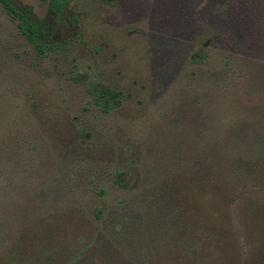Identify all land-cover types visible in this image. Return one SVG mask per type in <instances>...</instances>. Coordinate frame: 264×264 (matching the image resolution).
<instances>
[{"label": "rangeland", "instance_id": "obj_1", "mask_svg": "<svg viewBox=\"0 0 264 264\" xmlns=\"http://www.w3.org/2000/svg\"><path fill=\"white\" fill-rule=\"evenodd\" d=\"M52 1L43 56L0 2V264H264V0Z\"/></svg>", "mask_w": 264, "mask_h": 264}, {"label": "trees", "instance_id": "obj_2", "mask_svg": "<svg viewBox=\"0 0 264 264\" xmlns=\"http://www.w3.org/2000/svg\"><path fill=\"white\" fill-rule=\"evenodd\" d=\"M13 1L14 0H0L5 10L12 13L13 16L17 18L20 32L35 46L36 53L39 56H43L48 46L38 37L39 24L29 15V11L24 9L17 10L14 8ZM62 4L63 2L54 0L51 3V8L54 10Z\"/></svg>", "mask_w": 264, "mask_h": 264}, {"label": "flooded vegetation", "instance_id": "obj_3", "mask_svg": "<svg viewBox=\"0 0 264 264\" xmlns=\"http://www.w3.org/2000/svg\"><path fill=\"white\" fill-rule=\"evenodd\" d=\"M52 3V2H51ZM51 5V4H50ZM24 10H27V11H29L27 8H23ZM50 12L52 13V12H54L53 11V9L50 7ZM29 15H30V13H29ZM31 16V15H30ZM48 32H47V30L45 29V25L44 24H42V25H39V31H38V37H39V39L40 40H42L43 38H44V36H45V34H47ZM49 34V33H48ZM24 35V34H23ZM25 36V35H24ZM49 38L51 39V36H49ZM45 43V42H44ZM47 44V43H46ZM48 45V44H47ZM97 99H98V102H100V103H102L103 105H104V107H103V109L104 110H108V108H109V106H108V104H104L105 102L104 101H102L101 99H100V97L99 96H97L96 97Z\"/></svg>", "mask_w": 264, "mask_h": 264}]
</instances>
